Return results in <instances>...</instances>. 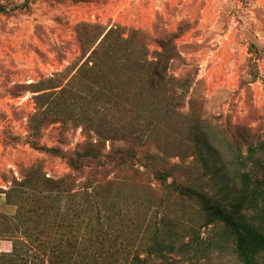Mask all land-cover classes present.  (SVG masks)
<instances>
[{
	"label": "rangeland",
	"instance_id": "obj_1",
	"mask_svg": "<svg viewBox=\"0 0 264 264\" xmlns=\"http://www.w3.org/2000/svg\"><path fill=\"white\" fill-rule=\"evenodd\" d=\"M112 27L126 40L115 37L112 43L125 51L130 68L140 58L156 59L160 41L172 36L168 74L184 81V88H175L182 94L180 106L171 126L155 136L160 149L148 145L138 166L103 175L91 165L73 172L48 150L70 155L87 141L75 115L88 106L77 104L74 95L92 99L97 93L85 86L84 52L90 47L80 33L92 41ZM119 73L126 71L114 68V76ZM70 78L67 97L58 91ZM43 93L52 95L39 108L43 100L37 95ZM111 110L115 115L108 113L107 122L126 126L121 109ZM190 127L207 148L202 159ZM33 167L45 178L69 176L74 190L98 181L100 195L109 193L126 211L125 223L114 220V232L128 239L118 261L81 242L76 251L64 243L61 258L54 257L59 264H74L81 255L96 264H135L154 241L166 248L147 257V264H239L222 226L208 225L201 202L179 196L170 184L212 193L223 186L238 188L247 174L260 194L258 212L264 211V0H0V264H51L42 244L59 232L79 242L86 232L81 222L72 233L52 228L43 205H50L52 193L15 189ZM167 168L166 186L156 181L155 170ZM158 204L163 207L156 209ZM256 224L264 230V215ZM167 231L173 236L165 238Z\"/></svg>",
	"mask_w": 264,
	"mask_h": 264
},
{
	"label": "trees",
	"instance_id": "obj_2",
	"mask_svg": "<svg viewBox=\"0 0 264 264\" xmlns=\"http://www.w3.org/2000/svg\"><path fill=\"white\" fill-rule=\"evenodd\" d=\"M81 29L83 30L82 26ZM118 30L115 27L104 30L92 41L85 39L82 32L80 33L82 43H88L87 48L90 47L84 52V55H87L84 60L85 65H83L86 67L84 79L87 83L85 86L95 87L97 93L92 99L74 95L77 104L88 106L86 110L83 107L79 108L81 113L75 115V121L82 126L87 141L83 142L79 150L70 155L61 154L57 149L48 150L51 154L64 159L73 172H78L83 167L91 165V169L98 170V174L103 175L111 172L121 173L138 166L139 154L148 145L154 146L156 150L160 149V145H156L155 136L162 132V128L166 129L168 123L171 126V121L180 106L182 94L176 93L175 88L177 86L184 88V81L168 74L169 62L174 56L171 46L172 36L166 42L160 41L162 51L157 54L156 59L148 61L140 58L130 68L128 65L125 66V51L121 48L118 51L116 45L112 43L115 37H118L121 42L126 41L119 38ZM139 53L141 54V51ZM114 68L115 72L125 70L126 73L114 76ZM71 79L67 80V83L58 91L66 94L67 97L71 92L68 88ZM51 95H44V93L37 95L38 101L43 100L38 103L39 108ZM114 106L120 108L128 119L127 125L123 128H117L118 126L107 122L108 113L110 116L115 115V111L111 110ZM43 111L48 115V109ZM51 116L49 118L56 117L60 120L63 118L62 115ZM189 129L190 138L200 145L194 149L198 157L202 159L203 151L206 153L207 150L203 144L204 141L198 138L196 128L190 127ZM94 137L95 139L92 140ZM107 142L109 151L106 152ZM227 146L232 151V147L229 144ZM235 150L238 149L235 148ZM248 151L254 153L255 147H249ZM150 158H156V156L152 154ZM207 164L204 162L205 168ZM168 171V168L155 170L156 181L167 186V181L171 178ZM92 181L94 180L74 190L71 189L73 181L69 176L60 179L45 178L39 168L33 167L27 170L22 181L14 185L15 189L27 187L38 194L44 191L53 194L52 201H48L50 205L46 201L43 205L44 215L54 222L52 225L54 230L64 229L72 233L76 227L75 224L79 222L83 223L86 228L79 242L74 237L71 241L59 232L52 240L47 241L48 245H41L44 249H48L47 258L51 264H59L57 260L62 256L60 248L64 243L72 251H76V246L81 242H88L91 246L95 244L98 246V251L101 253L107 251L110 258L116 261H118L117 256L120 252L126 251L128 246L126 234L113 230L114 224L117 223L115 219H118L121 225L125 223L126 211L119 208V203L111 201L109 193L100 195V183L95 181L96 184ZM172 185L174 192H178L179 196L190 200L197 199L201 202L200 212L208 225L222 226L224 235L232 242L233 254L239 264H258L259 262L264 264V230L256 224L262 221L264 211L258 212L257 200L260 194L257 187H251L249 175H241L238 188L223 186L212 193L197 191L192 187L180 188L175 185L174 181L170 184ZM57 197L64 201H55ZM148 205L151 204L148 203ZM154 207L161 209L163 205L158 204ZM156 215L155 213L154 216ZM73 234L76 235V231ZM162 234L165 238L173 236L170 231ZM165 248L166 245L162 242L154 241L152 246L145 251L146 258L140 259L136 256L135 264H147V257L160 254ZM71 252L70 256H72ZM56 256L57 260L54 259ZM88 257L91 258V256L81 255L77 261H74V264H96L95 260H86Z\"/></svg>",
	"mask_w": 264,
	"mask_h": 264
}]
</instances>
